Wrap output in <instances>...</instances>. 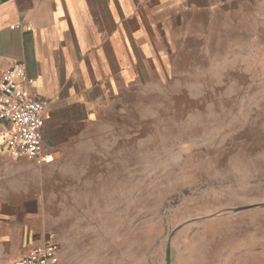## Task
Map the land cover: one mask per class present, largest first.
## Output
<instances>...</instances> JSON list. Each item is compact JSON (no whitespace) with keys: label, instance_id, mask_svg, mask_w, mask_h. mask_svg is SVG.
I'll return each mask as SVG.
<instances>
[{"label":"rangeland","instance_id":"obj_1","mask_svg":"<svg viewBox=\"0 0 264 264\" xmlns=\"http://www.w3.org/2000/svg\"><path fill=\"white\" fill-rule=\"evenodd\" d=\"M240 8L143 57L44 168L45 239L59 227L76 264H264V0ZM10 155L0 191L24 182Z\"/></svg>","mask_w":264,"mask_h":264},{"label":"crops","instance_id":"obj_2","mask_svg":"<svg viewBox=\"0 0 264 264\" xmlns=\"http://www.w3.org/2000/svg\"><path fill=\"white\" fill-rule=\"evenodd\" d=\"M246 1L0 0V72L15 59L25 62L31 93L49 101L44 152L56 156L52 164L9 156L24 163V182L0 191V264H14L44 242L45 207L37 188L44 168L59 163L62 149L76 143L79 126L85 129L123 99L126 81L139 77L142 58L164 61L177 44L203 35L210 21H221ZM6 127L0 122V151ZM247 135L241 139L259 132L252 128ZM55 232L61 240L60 228ZM59 258L60 264H76L62 243ZM166 263L172 264L171 251Z\"/></svg>","mask_w":264,"mask_h":264},{"label":"built area","instance_id":"obj_3","mask_svg":"<svg viewBox=\"0 0 264 264\" xmlns=\"http://www.w3.org/2000/svg\"><path fill=\"white\" fill-rule=\"evenodd\" d=\"M32 83L23 60H13L9 68L0 72V122L7 124L4 147L16 157L49 164L54 156L44 152L43 132L49 101L34 97L30 90ZM59 250L55 234L50 233L42 244L14 264H60Z\"/></svg>","mask_w":264,"mask_h":264},{"label":"trees","instance_id":"obj_4","mask_svg":"<svg viewBox=\"0 0 264 264\" xmlns=\"http://www.w3.org/2000/svg\"><path fill=\"white\" fill-rule=\"evenodd\" d=\"M168 260L171 261V256L170 255H168Z\"/></svg>","mask_w":264,"mask_h":264}]
</instances>
